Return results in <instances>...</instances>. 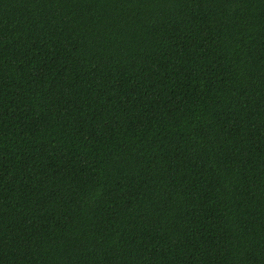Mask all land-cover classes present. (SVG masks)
I'll return each instance as SVG.
<instances>
[{"label": "trees", "instance_id": "16d2710c", "mask_svg": "<svg viewBox=\"0 0 264 264\" xmlns=\"http://www.w3.org/2000/svg\"><path fill=\"white\" fill-rule=\"evenodd\" d=\"M0 264H264V0H0Z\"/></svg>", "mask_w": 264, "mask_h": 264}]
</instances>
